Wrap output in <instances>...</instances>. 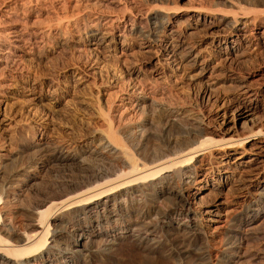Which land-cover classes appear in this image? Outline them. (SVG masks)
Wrapping results in <instances>:
<instances>
[{"label":"bare ground","instance_id":"obj_1","mask_svg":"<svg viewBox=\"0 0 264 264\" xmlns=\"http://www.w3.org/2000/svg\"><path fill=\"white\" fill-rule=\"evenodd\" d=\"M188 1L0 0V264H91L124 238L176 256L169 230L203 264H243L264 217V86L238 65L264 54V9Z\"/></svg>","mask_w":264,"mask_h":264},{"label":"rangeland","instance_id":"obj_2","mask_svg":"<svg viewBox=\"0 0 264 264\" xmlns=\"http://www.w3.org/2000/svg\"><path fill=\"white\" fill-rule=\"evenodd\" d=\"M201 1H203L204 2L203 4L206 6L216 7V5L219 4L217 5V7H221V8L224 7L225 9H231V6L226 5V4H224L225 5L224 6L223 3H217L215 5L210 4L212 0H201ZM220 1H223V0H220ZM258 1L260 2L259 3L257 2V4L253 6H249V8L247 7L243 9L242 7H239L238 9L237 7L235 9L236 11H249L251 9L250 10L251 12L252 10L254 9L256 10L257 8L264 9V0H258ZM178 2L184 5V4H187V2L189 1L188 0H178ZM109 12L116 13V12H119V9L112 8L109 10ZM263 30H264V25L260 24L258 28L251 26L249 32L251 31L259 32ZM136 56H138L137 58H140L139 54H136ZM238 66L241 69V71H243V73L249 77L250 81L253 84L255 83L254 85L264 86V54L262 53V50L256 51L252 54L247 55L243 63H241ZM47 68H48L47 64L45 63L40 64L41 71L42 70L46 71ZM224 87L225 85L224 86L221 85V87L219 88V91L222 92V90H224ZM114 89H117V87L113 88V91H115ZM199 90H200L199 86L189 80H186L185 82H183L182 85L179 87V91H181V94L185 95L186 99L189 102H192L193 104L195 103L199 104L198 102L201 103V97H200ZM226 95L227 94H225V96ZM16 100L17 98H10V99L8 98L6 102H4L2 105L3 110L6 107V110L9 113H11L13 117H16V119L18 117H19L18 119H20V118L28 117V116L34 119L35 118L37 119L36 116H38L40 112L39 108L25 107L21 103V100L19 101H16ZM51 112L54 113L53 115L52 113H50V115L53 117L62 118L70 123L72 122V124L74 125L77 124V119L75 118L73 111H69L68 113L62 112L61 114H58L55 111H51ZM0 117H2L1 113H0ZM163 202L164 203H161V206L164 208L167 206L168 207L173 206V203L171 204V201L165 200ZM158 203L160 205V202ZM256 228L257 230L252 234L250 233L249 235L250 240L248 241V245H250V252L247 255V257L244 258V260L242 261L243 264H264V217L258 221V223L256 224ZM158 232H162V230L159 229ZM168 232H169L168 241H167L168 244H166V247L164 248L166 250L175 243L174 245L178 246V250H177L178 254L176 256L174 255L169 256V253L167 251L161 254L148 255L142 249L137 248L131 242V240H129L128 238H124V240L122 239L123 241L122 240L119 241L120 243H118L116 250L114 252L112 253L96 252L92 257L94 259L91 258L90 263L91 264H203L204 263V260L202 261L201 255H199L200 252L198 248L194 246L186 247L185 242L183 243L184 235L182 233H180L181 235L175 234L171 230H169Z\"/></svg>","mask_w":264,"mask_h":264}]
</instances>
